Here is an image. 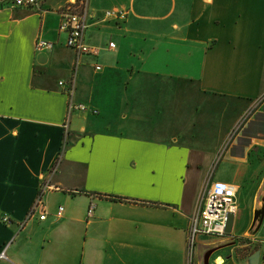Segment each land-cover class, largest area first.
Segmentation results:
<instances>
[{
    "label": "crops",
    "instance_id": "0c3cea01",
    "mask_svg": "<svg viewBox=\"0 0 264 264\" xmlns=\"http://www.w3.org/2000/svg\"><path fill=\"white\" fill-rule=\"evenodd\" d=\"M69 1L0 10V264H189L215 181L236 187L238 212L194 256L263 238L264 138L232 134L264 106V0H88L97 53L79 66L60 29ZM115 8L127 17L105 19ZM71 79L87 109L67 124ZM42 188L47 216L30 218ZM221 252L214 264H236Z\"/></svg>",
    "mask_w": 264,
    "mask_h": 264
},
{
    "label": "built area",
    "instance_id": "2783aa9c",
    "mask_svg": "<svg viewBox=\"0 0 264 264\" xmlns=\"http://www.w3.org/2000/svg\"><path fill=\"white\" fill-rule=\"evenodd\" d=\"M41 0H0V10L6 8H35L40 4ZM88 0H70L61 11L60 29L67 31V45L73 48L76 53V66H79L80 59L83 54H96L95 47L89 45L85 40V32L88 27V12H87ZM128 10L126 9H110L106 10L104 14L105 19H120L123 20L127 17ZM38 48H51L52 43L46 40H39L37 43ZM110 48H115L114 42L109 43ZM100 64L96 65V69H101ZM60 85L65 86L64 81H60ZM68 88V94L70 96L68 120L74 110H86L87 107L84 104L74 101V87L75 80L71 79ZM66 124V126H67ZM42 193L40 195L29 213L31 218L39 210L40 218L45 219L47 216V210L42 205ZM236 187L227 182L215 181L213 182L206 193L204 203L201 209L192 216L191 226L189 232V247L190 250L195 247L196 241L199 236H218L222 237L227 234V224L231 215H236L238 212V201L236 196ZM64 207H60L58 215L61 216ZM94 206H91L89 213L92 214ZM0 222L10 223L12 218L9 214L0 213ZM5 256V252L2 253V257Z\"/></svg>",
    "mask_w": 264,
    "mask_h": 264
},
{
    "label": "rangeland",
    "instance_id": "374dc122",
    "mask_svg": "<svg viewBox=\"0 0 264 264\" xmlns=\"http://www.w3.org/2000/svg\"><path fill=\"white\" fill-rule=\"evenodd\" d=\"M61 11L62 8L59 9L60 13ZM221 108L222 106L219 109L222 110ZM242 129H244V135L264 138V106H256L252 112L245 114V116L239 121L238 127L232 134V137H235V135ZM232 139L233 138H231V140ZM250 233L251 232L246 235L239 234L232 237L228 235L227 237H224V240L219 244L209 245L207 250L203 251L198 258L193 254L194 249L193 251L191 249L189 264H205L207 259L209 260V264H214V258L218 256L216 253L218 254L221 251V253L224 254L223 256L230 258V260L232 258L236 264H251V257L258 252L260 253L262 261H264V234L263 238H261L254 237ZM227 250L231 253H226ZM219 261H221V259H219ZM227 262L229 263V259Z\"/></svg>",
    "mask_w": 264,
    "mask_h": 264
},
{
    "label": "water",
    "instance_id": "95a60500",
    "mask_svg": "<svg viewBox=\"0 0 264 264\" xmlns=\"http://www.w3.org/2000/svg\"><path fill=\"white\" fill-rule=\"evenodd\" d=\"M233 216L234 215H231L230 218H229V221H228V224H227V230L230 228L231 218ZM260 259H261V256H260V253L258 252L257 254H255L254 256L251 257L250 262H251V264H260ZM205 264H209V260L208 259H207Z\"/></svg>",
    "mask_w": 264,
    "mask_h": 264
},
{
    "label": "bare ground",
    "instance_id": "6f19581e",
    "mask_svg": "<svg viewBox=\"0 0 264 264\" xmlns=\"http://www.w3.org/2000/svg\"><path fill=\"white\" fill-rule=\"evenodd\" d=\"M218 262H221V261H219V259H218Z\"/></svg>",
    "mask_w": 264,
    "mask_h": 264
}]
</instances>
